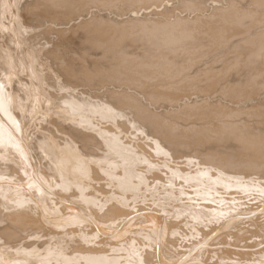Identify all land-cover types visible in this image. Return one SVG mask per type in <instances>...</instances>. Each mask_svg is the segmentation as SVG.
<instances>
[{
    "label": "bare ground",
    "instance_id": "6f19581e",
    "mask_svg": "<svg viewBox=\"0 0 264 264\" xmlns=\"http://www.w3.org/2000/svg\"><path fill=\"white\" fill-rule=\"evenodd\" d=\"M0 33V264H264V0H0Z\"/></svg>",
    "mask_w": 264,
    "mask_h": 264
},
{
    "label": "rangeland",
    "instance_id": "374dc122",
    "mask_svg": "<svg viewBox=\"0 0 264 264\" xmlns=\"http://www.w3.org/2000/svg\"><path fill=\"white\" fill-rule=\"evenodd\" d=\"M40 29H42V28H40ZM43 29H44V28H43ZM0 34H1V33H0ZM0 36H2V38L0 37L1 40L4 39L3 41H5L6 36H5V38H3L4 35H2V34H1ZM54 37H56V36L54 35ZM76 37H77V36H76ZM76 37L74 36V38H73L74 40L72 41V44H70L71 46L69 45L70 47H68V49L66 48L67 50H69V48L71 49V50L68 52V54H70V52H72V53H71L72 56H73V54H74V53H73L74 51H72L74 48H75L74 50H77V49L79 50V49L81 48V49L79 50V52H80V51L82 50V47H83V45H82V47H81V45H79V44L76 42L79 38L81 39L82 37L80 36V37H77V39H75ZM80 39H79L78 42H80V44H83V42H82L83 39H82V40H80ZM42 42H43V41H42ZM73 42H74V43H73ZM73 44H74V45H73ZM75 44H76V45H75ZM77 44H78L79 46H78ZM73 46H74V47H73ZM75 46H76V47H75ZM77 46L80 47V48H77ZM72 47H73V48H72ZM135 47H136V46H135ZM76 48H77V49H76ZM139 49L141 50V46H140ZM139 49H138V50H139ZM78 50L75 51V52H76V56H77V54H79V53H78ZM142 50H143V49H142ZM136 51H137V50H136ZM232 51H233V50L231 49V52H232ZM82 52H83V50H82ZM95 52H98V51H95ZM228 53H229V52H228ZM228 53H227V55H228ZM71 54H70V56H71ZM223 54H224V53H223ZM232 54H234V55L229 54L228 56H229V57H230V56H231V57H235V56H236V55H235L236 52H235V53L232 52ZM74 55H75V54H74ZM224 56H225V54H224ZM228 56H227V57H228ZM227 57H226V58H227ZM47 60L51 61V63H50L49 61L46 62V63H48V66H49L50 70H51V68L55 69L56 66H55V65L53 66V62H55V61H54L53 59L51 60V58H47L46 61H47ZM52 61H53V62H52ZM204 62L206 63V61H204ZM204 62H202V63H204ZM210 62H211V61H210ZM224 62H225V61H224ZM224 62H223V61H221V62L219 61V63L216 64V65H217V66L219 65L218 68H221V66H222V67L224 66V65H223ZM258 63L260 64V62H258ZM51 64H52V66H50ZM242 64H243V63H242ZM242 64H240L241 66H239V67L236 66V67L230 69V70H229V73H228L229 75L225 73V74H226V75H225V76H226L225 78H228L229 81L236 80L237 77H240V76L242 75V73H244V75H242V76L240 77L239 80L244 79V77H245V72H244L245 67H242V66H243ZM259 64H258V65H259ZM260 65H261V64H260ZM262 65H263V63H262ZM262 65H261V67H262ZM54 67H55V68H54ZM241 67H242V68H241ZM216 68H217V67H216ZM52 71H53V70H52ZM230 71H231V72H230ZM255 71H257V70H255ZM227 72H228V71H227ZM232 72H233V73H232ZM230 73H231V74H230ZM234 73H235V74H234ZM237 73H238V74H237ZM239 74H241V75L239 76ZM263 74H264V73H263ZM263 74H262V75H263ZM227 75H228L229 77H228ZM233 75H234V76H233ZM236 75H237V76H236ZM262 75H258V76L255 78L256 83H258V84H263V83H264V75H263V76H262ZM24 77H26V74H24ZM222 77L224 78V75L221 76V79H222ZM28 78H29V77H28ZM204 78H206V77H204ZM26 79H27V78H26ZM201 79L204 81L203 83H202V80H201ZM201 79H200L201 82H199V80H198V83L202 84L203 86L205 85V88H207V83H208V88H211V89H210L211 92L207 93V92H204V91H203L204 93H207V94L204 95V94H201V93L199 92V90H193V94H190V93H189L190 96H194V97H195V96H200V95H201V96H202V95H203V96H211V95H212V96H215V99H216V98H217V99H222V97H223V99H224L223 101H225V98H224V97L227 96V94L224 95V93H222V94L220 95V93L223 92V91H222V90H223L222 88L225 87V85H228V84H229V82H228V83L226 82L227 79L224 80L225 83H227V84H224V81H223V82H220V83H223V84H224L223 87L221 88V90L219 89V85H220L219 82H218L219 84L215 85L214 82H212V81L209 80V78L207 79V81L204 80L203 77H202ZM221 79H219V81H222V80H223V79H222V80H221ZM230 79H231V80H230ZM244 80H245V79H244ZM159 81H160V80H159ZM163 81H164V80H163ZM163 81H160V82L162 83ZM176 81L179 82V83H177ZM176 81H175V83H174L175 85H176V84H177V85H178V84H181L180 81L183 82L182 80H180V77H178V80H176ZM242 81H243V80H242ZM160 82L158 83L159 85H160ZM165 82H166V81H165ZM205 82H207V83H205ZM211 82H212V83H211ZM156 83H157V82H156ZM183 83H184V82H183ZM198 83L196 82L195 84L197 85ZM204 83H205V84H204ZM209 83H211V84H210L211 86L209 85ZM165 84H166V85L164 86V83H162V84L160 85V87H159V85H158L157 88H159L160 90H165L166 88L170 87L169 84H167V83H165ZM174 84L171 83V85H173V86L170 88V90H171V89L174 90V89H177V88H178V87H175ZM258 84H256V85H258ZM185 85H187V84L184 83V84H181L180 86H183V87H184ZM196 85H195V88H196ZM212 85H214V86H212ZM221 85H222V84H221ZM79 86L81 87V86H83V85H79ZM79 86L77 87V89H78V91H81V89H83L84 87L81 88V89H79V88H80ZM162 86H163L165 89L161 88ZM191 86L194 87V84H193V85L191 84ZM197 86H198V85H197ZM200 86H201V85H200ZM200 86H198L197 89H199ZM203 86L201 87V89L203 88ZM215 86H216V87H215ZM258 86H259V85H258ZM258 86H257V88L260 87V86H259V87H258ZM98 87H99V86H98ZM220 87H221V86H220ZM262 87L264 88V86L261 85V88H260L261 90H263ZM85 88L87 89L88 87L85 86ZM85 88H84V89H85ZM99 88H100V87H99ZM134 88H135V87H134ZM189 88H190V87H189ZM205 88H203V89H205ZM216 88H217V89H216ZM257 88H256V87H253V88L251 89V91H252L251 93H253L254 89H256V91H254V92H256V93H255V94H256L255 96H257V93H259V91H260V89H257ZM77 89H76V90H77ZM97 89H98V88H96V90H97ZM137 89H138V88H137ZM190 89H191V88H190ZM192 89H194V88H192ZM192 89H191V90H192ZM218 89H219L221 92H220ZM129 90H130V89H129ZM131 90L133 91V87L131 88ZM131 90H130V91H131ZM168 90H169V88L166 89L165 91H168ZM177 90H178V89H177ZM177 90H175V91H177ZM191 90H189V91L192 93ZM216 90H218L219 92H217ZM132 91H131V92H132ZM134 91H136V89H135ZM134 91H133V92H134ZM138 91H139V90H138ZM197 91H198L199 94H198V93L194 94V93L197 92ZM263 91H264V90H263ZM177 92L179 93V91H177ZM203 92H202V93H203ZM249 92H250V91H249ZM210 93H211V94H210ZM261 93H262L263 95H262ZM259 95H260V96H261V95L264 96V92L260 91V93L258 94V96H259ZM188 96H189V95H188ZM217 96H219V97H217ZM228 96H231V94L228 95ZM217 99H216V100H217ZM160 103H162V102H160ZM227 103H228V102H227ZM157 105H158V104H157ZM160 105H161V104H160ZM160 105H158V106H160ZM161 110H162V108H158V111H161ZM194 120H195V118H194ZM196 121H197V120H196ZM35 122H38V120H35V119H34V120H33V123H32V124H33L32 126H34V125L41 126V124H42V122H40V120H39V122H38L39 125H38V123L34 124ZM199 122H200V120H199ZM201 122H202V121H201ZM43 125L46 126V122L43 121ZM47 125L50 126V127L52 126V124H50V123H48V122H47ZM132 228H134V227H132ZM126 230H128V229H126ZM109 238H110V239H109ZM109 238H108V239H109L110 241L113 240V241H112L113 243H115V242L118 241L117 238H116V240H115V237H114V238H113V237H109ZM111 238H112V239H111ZM109 240H107V241H109ZM114 240H115V241H114ZM218 240H220V237L217 238V239H215V240H213V242H217ZM110 241H109V242H110ZM122 242H123V240H122ZM118 243H119V241H118ZM120 243H121V242H120Z\"/></svg>",
    "mask_w": 264,
    "mask_h": 264
}]
</instances>
